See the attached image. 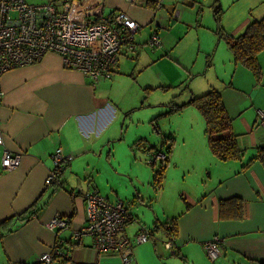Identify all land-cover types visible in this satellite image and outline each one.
I'll return each instance as SVG.
<instances>
[{"label": "crops", "instance_id": "1", "mask_svg": "<svg viewBox=\"0 0 264 264\" xmlns=\"http://www.w3.org/2000/svg\"><path fill=\"white\" fill-rule=\"evenodd\" d=\"M155 1H160V8H156ZM75 4L79 8L94 9L96 14L89 15L91 17L123 12L139 23L142 26L139 33L144 39L140 41L136 37L138 49L135 56L137 64L141 61L144 65L148 58L143 55L149 53L145 50L151 49L146 42L154 27L161 42V47L157 48L162 52L158 63H172V52L179 57L175 60L182 63L184 55L175 49L192 29L201 28L197 24L202 10L194 12L197 6L204 5L209 17L214 16L215 20L217 15L214 12L218 10L223 16L221 30L233 38L241 35L253 18L264 15V0H72L71 5ZM178 6L182 7L180 11ZM180 20L183 22L180 25L173 24ZM209 28L214 30V24ZM220 33L205 35L196 32L195 39L190 38L196 41L198 54H207L219 43L215 35ZM256 57L260 68L257 80L247 69L233 62L230 52L231 69L226 74L229 87L243 86L244 89L252 85L246 91L248 99L244 94L247 107L235 116L237 124L233 123L232 130L241 137L240 142L237 138L240 149L244 151L242 143L250 146L253 153L249 158L226 162L212 158L211 167L207 169L209 172L205 174L202 169L199 176L193 172L201 164L179 167L177 161L170 158L159 187L152 185V166L149 165L146 197H138L144 200L143 204L152 203L146 201L150 189L160 193L171 177L173 183L177 180L183 183L182 191L178 192L185 203L171 196L170 192L169 199L174 200L175 212L162 213L163 222L153 212V218L160 225L176 217L174 232L171 228L166 233L174 238L173 251L177 254L172 255L163 246L164 232H154L146 243L135 244L136 234L148 226L133 223L134 210L124 203L133 217L124 232L132 245V264H264V166L258 160L246 165L256 149L264 146V127L256 119L258 112L264 113V49ZM117 70L118 67L115 73ZM111 79L93 82L78 71L63 68L60 57L52 53L45 54L32 65L1 75L3 145L0 146V157L4 150H8L20 154L21 161L19 167L11 171L0 167V264H38L39 256L50 252L56 245L64 258L55 264H122L114 254H98L91 236L83 234L78 240L72 238L73 231H80L87 225L84 194L97 193L114 203L112 196L118 201L123 198L118 187L128 186L126 178L120 181L109 170L110 191L104 192L94 176L98 164L106 156L104 149L113 138L112 133L119 131L117 127L121 128L119 109L102 96L103 90L108 88L107 83L111 85ZM220 95L222 97V93ZM223 103L228 112L227 103L224 100ZM57 149L61 150L62 156L71 159L62 170L65 179L62 177V182L60 179L58 184L46 186L45 180L53 169L52 158ZM106 159L110 163L113 158H108L107 154ZM150 160L152 158H146L145 162ZM77 162L87 166L83 181L74 177ZM130 167L123 170L130 183L139 186L142 181L144 184L139 173L147 169L131 162ZM170 170L173 172L169 173ZM187 178L189 183H185ZM220 211H224L223 214ZM57 216L67 221L69 230L47 227V223ZM145 218L148 221L149 215ZM214 238L217 239L218 252L210 258L203 244Z\"/></svg>", "mask_w": 264, "mask_h": 264}, {"label": "rangeland", "instance_id": "2", "mask_svg": "<svg viewBox=\"0 0 264 264\" xmlns=\"http://www.w3.org/2000/svg\"><path fill=\"white\" fill-rule=\"evenodd\" d=\"M26 2L31 5L44 3L42 0H26ZM200 8L202 10L200 16L203 17L200 18L199 16L200 22L197 25L201 28L192 29L183 43L180 46L177 45L175 49L177 53H183V64L177 61L179 57L173 52L172 57L174 58L171 61L172 63H158V57L162 55V52L156 48H152L154 50H145L148 51V55H150V57L148 55H143V57L145 56L148 58L146 65L142 64L141 61L137 64L138 59H136V56L132 57L129 55V59L121 56L119 58L118 70L111 79V85L107 83L108 88L102 92L103 98L113 102L115 107L119 109V126H121V128L117 127L119 131H114L112 133L113 138L106 144L107 146L104 149V154L106 156L108 154V158H113L110 161L111 164L107 161L106 156H104L103 162L98 164V168L96 169L97 173L95 171V179L97 183L101 184L104 192H109L110 186L107 181V177L111 176L108 173L109 170L112 171L120 181L126 178L128 186L120 185L118 187L123 196L119 201L125 204L128 203L131 206H129L130 209L132 208V211L134 210L133 223L140 222V224H143L145 227L148 226V228L153 227V222L155 220L153 218V212L159 216L161 222L164 221L162 220V213H166V211L175 212L174 200L169 199L170 192L171 196L185 203L178 192L182 191L181 187H183V183L182 181L178 182V180L176 181L177 184L176 182L173 183V177H171L169 183L164 184V188L160 193H156L152 189L148 191L149 199H146V201L148 202V200H151L152 203L150 205L143 204L142 202L144 200L142 201L138 198L140 196L146 197V184L150 174L151 163L145 162V160L146 158H150L149 153H156L159 151L166 153V147L170 143L168 138L172 137L173 145L169 158L177 161L179 167L185 165L192 166V163L195 165L201 164L197 166L193 172V175L196 174L198 176L202 173V169L206 171L205 174L209 172L207 169L211 167L210 160L215 158L210 153L207 146V138L204 133V121L201 114L194 106L182 107V104L189 101L191 94H199L213 87L217 91L219 90V93H222V98L227 103V109H229L228 113L233 118L232 125L233 123L237 124L235 116L239 114L243 108L247 107L246 91H249L248 89L252 86L250 84L249 88L245 87L244 89L243 86L239 88H237V86H235L236 88L227 86L226 74L227 71H230L231 64L229 63V52L227 51L224 38L229 35L221 30L223 16L221 14L220 21L216 22L214 16L209 17L208 10L204 8V5L203 7H195L194 12H197ZM180 9H182V7L178 6L177 10L180 11ZM90 21V18L83 20L86 26ZM31 23H33L31 19H26L27 26ZM180 23L183 22L181 20L178 23L173 22L175 25H180ZM191 23L192 27H194L193 20H191ZM67 24L68 22L63 23V26H67ZM187 24L190 25L189 22H187ZM212 24H214V30H210L209 28ZM139 26L142 27L140 24ZM24 29L25 27L22 26V31ZM142 30L145 31V29ZM218 30L222 32V37L220 39H218V35H215L219 43H216L207 54H198L197 43L196 41H192L190 37L195 39L196 32L199 34L204 32L205 35H207L209 33H217ZM85 35L90 36L91 34ZM136 37L139 38L140 41L144 39L140 33L137 34ZM172 46L173 45H171V47ZM151 61L153 63L150 65ZM179 63L180 66H178ZM7 71L2 72L0 77ZM236 81L238 84L240 83L238 80ZM244 94L246 98H244ZM234 100H238L239 103L236 104L237 101ZM240 138L241 137H238L239 142L241 141ZM240 145L244 149L241 158H249L250 154L253 153V149L242 143H240ZM153 147H155V149ZM150 148H152V151ZM154 160H156V158H152V161ZM130 162L134 165H142L147 169L146 172L139 173L142 180L145 182L144 184L142 181H139V186L130 183L127 172H123L125 168L131 169ZM116 163L118 164L113 167L112 165ZM158 164L159 163H157L153 169H156ZM86 168L87 166L85 164L80 162L75 163L74 177L83 181L86 177L84 174ZM171 172L173 171L170 170L169 173ZM62 177L65 179L61 173V182ZM88 178L91 179L90 177ZM188 179L189 178L186 179L185 183L190 182L187 181ZM171 181L172 183H170ZM126 192L128 193L125 194ZM111 199L115 201L114 203L118 202V199L113 196ZM153 206L155 207L154 209ZM136 211H138V214H135ZM177 213H179V211ZM146 215H149L148 221L145 218ZM141 231H139L136 236ZM157 232L161 234L159 231ZM149 233L151 237V232ZM163 239L165 240L164 236ZM130 246L132 250L131 243Z\"/></svg>", "mask_w": 264, "mask_h": 264}, {"label": "built area", "instance_id": "3", "mask_svg": "<svg viewBox=\"0 0 264 264\" xmlns=\"http://www.w3.org/2000/svg\"><path fill=\"white\" fill-rule=\"evenodd\" d=\"M71 2L47 0L42 4L31 5L26 0H0V74L32 65L46 53H57L65 69L84 73L96 82L110 77L122 52L136 54L134 40L141 28L138 23L123 12H117L98 17L97 20L91 17L86 26L84 19L70 7ZM155 3L156 8H160V1ZM26 19H31L33 23L27 26ZM66 22L67 26H63ZM74 25L82 34L74 31ZM22 26L25 27L23 31ZM89 40L99 42L101 48H94ZM148 45L159 47L155 33L150 36ZM2 95L0 91V100ZM258 124L264 127V113L258 112ZM2 145L3 136L0 132ZM70 159L62 156L60 149L54 152L53 169L46 177V186L59 183L62 170ZM20 161V154L4 150L0 165L2 170L11 171L19 167ZM83 201L87 225L80 231H73L72 238L78 240L83 234L89 235L93 240V248L99 254L111 253L118 256L122 264H132L131 246L124 234L130 215L124 203H110L97 193L84 194ZM47 227L59 231L70 229L67 221L59 216L51 219ZM149 238V231L142 230L136 236L135 243L143 244ZM173 242L174 238L168 234L164 246L171 254L175 253ZM203 248L210 258H214L218 252L217 239L205 242ZM63 258L64 254L56 245L50 252L39 256L38 264H55Z\"/></svg>", "mask_w": 264, "mask_h": 264}, {"label": "trees", "instance_id": "4", "mask_svg": "<svg viewBox=\"0 0 264 264\" xmlns=\"http://www.w3.org/2000/svg\"><path fill=\"white\" fill-rule=\"evenodd\" d=\"M46 1L47 0L44 2ZM154 4L157 6L156 3ZM113 13L114 12H111L110 14ZM214 14L217 15L216 22H219L220 12L216 10ZM93 18L95 20L98 19L96 16H93ZM219 31L220 30H218L217 33H219ZM218 36L222 37V34L220 33ZM224 38L227 49L232 55L233 62L243 66L257 80L260 75V68L256 56L264 49V15L258 19L253 18L247 24L243 33L238 37L233 38L231 36H226ZM137 49L138 48L136 47V50ZM52 54L58 55L57 53ZM129 55L133 57L136 54L122 52V54L119 55V58L122 56L129 59ZM59 57L61 58V56ZM117 67L111 70L110 77L107 79H111ZM0 91L2 92L1 88ZM219 92V90L217 91L212 87L211 89H206L204 92H202V95L193 96V94H191L189 101L183 103L182 107L194 106L199 111L204 121V133L207 138L208 149L218 161L226 162L233 159L240 160L243 156V150L240 149L238 145V136L232 130V119L230 118L224 106ZM1 101L2 98L0 102ZM168 140L170 143L166 147V153H162L160 151L156 153H150L151 155H157L158 153L161 154L160 158L154 161L150 160L149 162L152 166V185H155L156 187L160 186V183L164 178L166 166L170 160L169 154L171 153L173 138L169 137ZM153 148L155 149V147ZM151 149L152 148H150V150ZM150 158L152 157L150 156ZM250 158L252 159H250L246 165H250L253 161L258 160L264 166V146L257 148L256 153ZM157 163H159L158 167L153 169ZM246 165L244 167H246ZM126 209L130 215V219H132L133 217L131 216L127 207ZM223 212L224 211H220L221 214H223ZM174 220H176V217H173L172 220H168L163 225H160L157 220H154L153 227L146 228V231H151V235H153L154 232L157 233V231H159L162 233L163 231L165 233V231L168 232L172 228L174 232ZM176 254L177 253H174L172 255Z\"/></svg>", "mask_w": 264, "mask_h": 264}, {"label": "bare ground", "instance_id": "5", "mask_svg": "<svg viewBox=\"0 0 264 264\" xmlns=\"http://www.w3.org/2000/svg\"><path fill=\"white\" fill-rule=\"evenodd\" d=\"M77 3V2H76ZM73 6V10H76V12L80 15V17L82 18V19H89V18H91V16H89V15H93V14H96V11L93 9V10H91V9H83L82 7H78V5L77 4H75V5H72ZM108 15H110V14H108ZM176 18H177V16H176ZM142 28V27H141ZM140 28V29H141ZM156 27H154L153 29H152V31H151V34L149 35V37H148V40H147V42H146V46L147 47H149V48H151V50H153L152 48H155V47H152V46H150V45H148V41H149V38H150V36L153 34V33H157V30L155 29ZM73 29H74V31L77 33V34H82V32L80 31V30H78L76 27H75V25L73 26ZM140 31V30H139ZM139 31L136 33V35H135V40H134V43H135V45H136V47L138 48V45H137V43H136V36H137V34H139ZM157 35V34H156ZM157 37H158V39H159V47H157V48H160L161 47V42H160V38H159V36L157 35ZM94 48L96 47V48H101V46H100V44H99V42H97V41H93V40H89L88 41ZM102 48H105V47H102ZM156 48V49H157ZM61 59V62H62V66H64V64H63V61H62V58H60ZM118 63H119V61H118ZM117 66H118V64H117ZM64 68V67H63ZM82 74H84V73H82ZM84 75H86V74H84ZM87 76V75H86ZM88 78H90V80H92V78L91 77H89L88 76ZM261 113H263V112H261ZM257 118H258V114H257ZM0 132H2L1 130H0ZM12 153V152H11ZM151 157L152 158H160L161 157V154H157V155H151ZM1 158V157H0Z\"/></svg>", "mask_w": 264, "mask_h": 264}, {"label": "water", "instance_id": "6", "mask_svg": "<svg viewBox=\"0 0 264 264\" xmlns=\"http://www.w3.org/2000/svg\"><path fill=\"white\" fill-rule=\"evenodd\" d=\"M159 10V9H158ZM177 17H178V12H177ZM151 232V231H150ZM163 236H164V234H163ZM165 237V236H164ZM162 243L164 244L165 243V240L163 239L162 240Z\"/></svg>", "mask_w": 264, "mask_h": 264}, {"label": "flooded vegetation", "instance_id": "7", "mask_svg": "<svg viewBox=\"0 0 264 264\" xmlns=\"http://www.w3.org/2000/svg\"><path fill=\"white\" fill-rule=\"evenodd\" d=\"M176 16H177V15L174 13V17H175V18H176Z\"/></svg>", "mask_w": 264, "mask_h": 264}]
</instances>
